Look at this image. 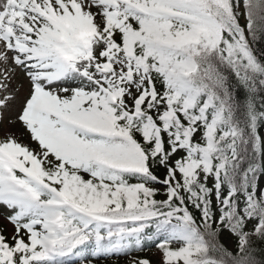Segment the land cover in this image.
<instances>
[{
  "label": "snow or ice",
  "instance_id": "obj_1",
  "mask_svg": "<svg viewBox=\"0 0 264 264\" xmlns=\"http://www.w3.org/2000/svg\"><path fill=\"white\" fill-rule=\"evenodd\" d=\"M0 133V264H264V0H0Z\"/></svg>",
  "mask_w": 264,
  "mask_h": 264
},
{
  "label": "rangeland",
  "instance_id": "obj_2",
  "mask_svg": "<svg viewBox=\"0 0 264 264\" xmlns=\"http://www.w3.org/2000/svg\"><path fill=\"white\" fill-rule=\"evenodd\" d=\"M12 130H17V129H12ZM2 134V133H0ZM4 209L2 207H0V225H3L5 223L4 219ZM9 231H11V226L9 225ZM145 251L144 252H140V253H132L133 256H147L149 258H151L154 261V264H156V262L159 261L160 258V254L159 251L156 249V247H152V248H147L145 247ZM102 264H112V262H102ZM119 264H128V257H124L121 256L120 260H119Z\"/></svg>",
  "mask_w": 264,
  "mask_h": 264
},
{
  "label": "trees",
  "instance_id": "obj_3",
  "mask_svg": "<svg viewBox=\"0 0 264 264\" xmlns=\"http://www.w3.org/2000/svg\"><path fill=\"white\" fill-rule=\"evenodd\" d=\"M145 247L152 248V247H155V245L152 242H146Z\"/></svg>",
  "mask_w": 264,
  "mask_h": 264
}]
</instances>
